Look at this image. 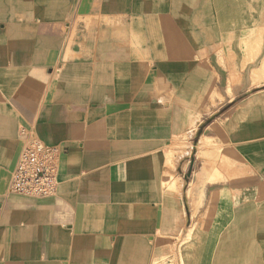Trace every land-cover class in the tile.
I'll return each mask as SVG.
<instances>
[{
	"label": "crops",
	"instance_id": "obj_1",
	"mask_svg": "<svg viewBox=\"0 0 264 264\" xmlns=\"http://www.w3.org/2000/svg\"><path fill=\"white\" fill-rule=\"evenodd\" d=\"M0 264H264V0H0Z\"/></svg>",
	"mask_w": 264,
	"mask_h": 264
},
{
	"label": "built area",
	"instance_id": "obj_2",
	"mask_svg": "<svg viewBox=\"0 0 264 264\" xmlns=\"http://www.w3.org/2000/svg\"><path fill=\"white\" fill-rule=\"evenodd\" d=\"M25 136L8 190L37 198L53 196L58 184L59 149L45 144L33 132Z\"/></svg>",
	"mask_w": 264,
	"mask_h": 264
},
{
	"label": "rangeland",
	"instance_id": "obj_3",
	"mask_svg": "<svg viewBox=\"0 0 264 264\" xmlns=\"http://www.w3.org/2000/svg\"><path fill=\"white\" fill-rule=\"evenodd\" d=\"M178 156H180V155H178ZM178 238H179V240L181 239V237H179V235H178ZM181 242V241H180ZM177 254H178V252H177ZM180 254V255H179ZM179 254H178V258L180 257V259L182 258V255H181V253L179 252Z\"/></svg>",
	"mask_w": 264,
	"mask_h": 264
}]
</instances>
